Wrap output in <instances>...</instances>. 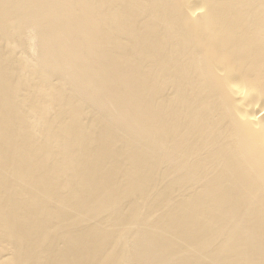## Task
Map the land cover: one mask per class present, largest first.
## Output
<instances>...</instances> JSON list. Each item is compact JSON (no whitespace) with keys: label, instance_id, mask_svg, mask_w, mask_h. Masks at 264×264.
Instances as JSON below:
<instances>
[{"label":"bare ground","instance_id":"1","mask_svg":"<svg viewBox=\"0 0 264 264\" xmlns=\"http://www.w3.org/2000/svg\"><path fill=\"white\" fill-rule=\"evenodd\" d=\"M224 1L0 0V264H264V0Z\"/></svg>","mask_w":264,"mask_h":264},{"label":"water","instance_id":"2","mask_svg":"<svg viewBox=\"0 0 264 264\" xmlns=\"http://www.w3.org/2000/svg\"><path fill=\"white\" fill-rule=\"evenodd\" d=\"M229 1H231V0L224 1L223 4H222V6H224V5H231L232 2H229ZM221 8H223V7H221ZM214 10H216V9H214V7L212 9H210V13L213 14L212 17H215L217 19L218 18V15L221 14V11H214ZM215 15H217V16H215ZM214 21H215V19H214Z\"/></svg>","mask_w":264,"mask_h":264},{"label":"rangeland","instance_id":"3","mask_svg":"<svg viewBox=\"0 0 264 264\" xmlns=\"http://www.w3.org/2000/svg\"><path fill=\"white\" fill-rule=\"evenodd\" d=\"M195 12H197V11H195Z\"/></svg>","mask_w":264,"mask_h":264}]
</instances>
